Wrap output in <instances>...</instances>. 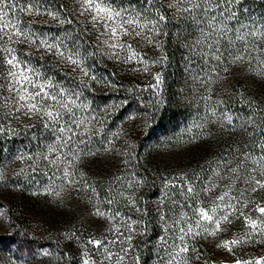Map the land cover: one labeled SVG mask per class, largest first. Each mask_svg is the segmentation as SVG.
Segmentation results:
<instances>
[{
    "label": "rangeland",
    "instance_id": "1",
    "mask_svg": "<svg viewBox=\"0 0 264 264\" xmlns=\"http://www.w3.org/2000/svg\"><path fill=\"white\" fill-rule=\"evenodd\" d=\"M7 2L16 6L14 14L10 11L12 19L35 38L78 51L89 75L30 41L6 45L36 69L42 81H51L53 90L76 99L73 111L84 124L69 125L67 113L53 123L43 113L16 111L15 94L8 90L7 53L0 51V264H101L104 252L89 240H101L109 252L124 255L122 264H135L138 251L143 255L149 247L150 264H168L172 245L180 243L168 229L177 205L185 202L181 185L195 188V204L210 207L229 183L228 166L235 167L243 154L250 153L251 159L264 155L257 147L264 144V38L248 37L247 48L238 41L216 59L204 39L207 17L188 0H156L151 5L145 0H104L115 10L139 13L147 17L145 23L152 22L144 30L151 42L124 38L137 53L136 59L124 62V53L119 59L106 54L111 50L99 43V28L87 14L80 15L77 0ZM29 5L40 14L19 11ZM231 8L240 23L264 32V3L239 0ZM218 18L226 20V15ZM227 23L239 27L236 20ZM162 27H170L167 36L180 45L174 70L168 73L177 111L171 119L156 117L154 111L158 98L167 93ZM4 46L0 42V48ZM68 126L76 135L65 146L71 133L59 128ZM52 146L55 151H50ZM251 167L249 161V171ZM231 182L241 201L236 207L244 215L233 213L214 236L186 238L187 264L264 259V234L252 232L245 223V217L261 222L256 209L264 206V190L245 191V181ZM98 209L104 215L97 214ZM240 238L241 243L230 245L231 251L221 246ZM73 245L78 246L76 262L71 259Z\"/></svg>",
    "mask_w": 264,
    "mask_h": 264
},
{
    "label": "snow or ice",
    "instance_id": "2",
    "mask_svg": "<svg viewBox=\"0 0 264 264\" xmlns=\"http://www.w3.org/2000/svg\"><path fill=\"white\" fill-rule=\"evenodd\" d=\"M81 5L82 11L80 15L87 14L90 17V22L93 27L99 28V35L97 40L99 43L111 50L106 54L119 59L121 53H124V62H131L137 58V53L131 43H128L124 38L131 37L132 39L144 38L151 42V36L145 33V29L148 28V23H152L147 20V17L141 16V14L131 15L125 14L119 10H115L108 6L104 0H77ZM192 4L193 8H201L202 13L207 17V27L209 29L208 34L205 36V40L209 42V48L212 50V54L216 59H220L223 55V50L234 46L236 42H242L246 48L250 41L248 37L253 39L264 38V32H260L259 29L252 25L251 27L240 23L237 20V14L234 9L231 8L233 4L239 3V0H201L200 3H196L195 0H188ZM148 5L153 3V0H146ZM16 6L8 3L7 0H0V42H4L5 46L0 48V51L7 53L6 64L9 68L8 75L9 80V92L15 94V101L19 105L16 111L24 110V114H41L46 115L53 123H59L64 114H68V124H76V127L84 124L83 120H76L75 112L73 109L77 106L76 99L67 95L63 90L59 92L53 90L54 86L51 81H42L36 71V69L28 67L26 63L21 62L14 54V50L8 48L6 45L11 42L30 41L31 44H37L38 49L43 48L46 52H51L53 55L59 56L61 59H65L70 64L79 68L85 76L89 73L82 65V58H80L78 51H65L57 44H50L45 39H37L34 34L25 31L20 27V21L13 20L10 16V11L13 12ZM192 11L191 8L186 9ZM20 12H27V14L39 15V9H34L29 5L26 8H20ZM218 12V14H217ZM47 15L56 18V14L48 12ZM226 20L219 19V17H225ZM165 19L160 16V20ZM236 20L239 23V27H235L227 23V21ZM70 22V21H69ZM203 32V30H201ZM231 33L232 35H229ZM215 37L212 39V37ZM123 41V42H122ZM200 43V41H197ZM223 43V49L220 45ZM246 50V49H245ZM231 54V53H229ZM237 60L243 59L242 55L235 57ZM95 79L94 76L91 77ZM215 115V113H212ZM228 122L231 123V118H228ZM59 131L64 133L68 132L71 135L64 141L65 146L71 141L72 136L76 135L72 127H60ZM261 150H264V144H258ZM50 151H55V146L50 148ZM59 161L57 157L56 163ZM249 161L251 164V170L249 171ZM69 166L71 161L68 162ZM227 164V162H225ZM227 172L231 173L229 183L225 185V190L214 200L210 201L211 206L205 207L199 204H195V188L190 184L181 185L184 188L185 202L177 205V215L172 220V225L168 230L175 233V239L180 241L179 244H173L175 249L173 253H170L171 259L168 264H187V261L183 259V255L188 253L189 248L187 246L186 238L199 236L202 233L214 236L218 231H221V225L224 222H230V218L233 213L239 212L236 204L241 203L240 197L233 191L234 185L231 182L232 178L236 181H245L248 187L245 191L255 192L257 189L264 190V179L257 178V174L260 177H264V155H260L257 159H251V154H243L239 159L235 167L228 166ZM243 173V174H242ZM221 180L225 179L224 175H220ZM68 176V172L65 171V177ZM213 189L208 188L207 191L211 192ZM236 191H239L238 189ZM123 196V193H120ZM242 196L243 193H240ZM187 201H193L192 204ZM235 201V203H233ZM112 201L109 200V203ZM203 203V202H202ZM191 208V212L184 211V209ZM231 209L232 211H227ZM256 211L260 213V223L256 219L251 217H245V223L252 232L259 231L264 234V206H258ZM97 214L104 215V213L97 210ZM119 212L113 215L118 216ZM240 216H243V212H239ZM164 219V217H162ZM128 230L131 229V225H126ZM119 231V228L116 229ZM123 233H121L122 235ZM246 233L245 235H250ZM127 241L131 240V236L126 237ZM242 242V238L234 239L230 242H225L221 246L231 251L230 245H236ZM89 244L96 250H102L104 252V261H113L114 264H122L124 255L118 253H111L107 248L103 247V241L101 240H89ZM115 243V241H113ZM123 243V242H121ZM126 254V249H121ZM179 258V259H178ZM101 261V264H104ZM84 264H89V261L85 260ZM236 264H264V259L256 260L255 262H241L236 261Z\"/></svg>",
    "mask_w": 264,
    "mask_h": 264
},
{
    "label": "trees",
    "instance_id": "3",
    "mask_svg": "<svg viewBox=\"0 0 264 264\" xmlns=\"http://www.w3.org/2000/svg\"><path fill=\"white\" fill-rule=\"evenodd\" d=\"M156 1V0H155ZM153 1V3H157ZM246 3H264V0H243ZM146 3V0H145ZM165 27V26H164ZM163 28V27H162ZM170 27H167L165 30L163 28V32L166 31L169 32ZM174 40H178V39H174V37H171V35L169 34L167 36L166 34V39L163 40L162 44L163 46L161 47L162 50V57H161V61H162V68L164 71V74L162 73V79L163 77H165V86L164 89L165 91H167L166 94L163 93V96L159 97L158 100L159 102H157V104L155 105V109L154 111L157 112V116L156 117H160L162 116V118H170L172 116H175L177 114V111H175V101H174V96H173V88H174V84H172V78L168 77L169 74L172 70H174V64L176 61V53L178 52L180 45L179 43L177 44L176 41ZM112 79V77H111ZM1 139V136H0ZM150 231L146 230V233H148ZM146 246H148L146 244ZM78 246L73 245V249L75 250V254H71L72 256V261L76 262L75 260V256H76V252L78 251ZM153 252L150 250L149 247V251L146 253L138 251V255L139 256H135V260L134 263H139V264H150L148 257H150V255Z\"/></svg>",
    "mask_w": 264,
    "mask_h": 264
}]
</instances>
